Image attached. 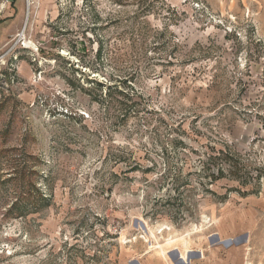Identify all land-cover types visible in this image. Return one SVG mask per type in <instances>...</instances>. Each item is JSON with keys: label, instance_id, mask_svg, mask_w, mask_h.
Instances as JSON below:
<instances>
[{"label": "rangeland", "instance_id": "rangeland-1", "mask_svg": "<svg viewBox=\"0 0 264 264\" xmlns=\"http://www.w3.org/2000/svg\"><path fill=\"white\" fill-rule=\"evenodd\" d=\"M0 6V264H264V0ZM223 144L246 195L200 184Z\"/></svg>", "mask_w": 264, "mask_h": 264}, {"label": "trees", "instance_id": "trees-1", "mask_svg": "<svg viewBox=\"0 0 264 264\" xmlns=\"http://www.w3.org/2000/svg\"><path fill=\"white\" fill-rule=\"evenodd\" d=\"M108 90L111 91L112 88L108 87ZM204 156L206 157V160L201 169L204 179L200 181L202 186L205 184H211L214 186L221 180H235L238 181L239 187L233 190L241 193L242 195H246L247 190L243 188L252 184L253 180L256 178H260L259 174L253 177L248 176L243 172L244 165H241L240 155L238 152L232 150L228 144L219 145V147L215 146L213 148L207 147V149H205ZM188 181L189 179L187 177L184 179L180 174H178L172 179L171 188L178 191L179 186ZM33 192V189L22 190L16 200L8 207L9 209H7L5 216L10 217L14 213L16 216H24L48 206L49 199L46 195L37 190V195L33 196ZM228 195L229 193L226 192L224 195H219L218 197L221 200H225L228 198Z\"/></svg>", "mask_w": 264, "mask_h": 264}, {"label": "crops", "instance_id": "crops-1", "mask_svg": "<svg viewBox=\"0 0 264 264\" xmlns=\"http://www.w3.org/2000/svg\"><path fill=\"white\" fill-rule=\"evenodd\" d=\"M1 6H0V50L2 48V46L5 44V42L7 41L8 36H10L11 34L14 33L15 30H13L12 32L10 31V28H7L3 23L1 22L2 17H1ZM15 15L13 13H10L9 11H7L6 16H11V17H15L18 14V11L16 12L15 10Z\"/></svg>", "mask_w": 264, "mask_h": 264}]
</instances>
